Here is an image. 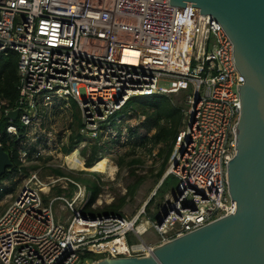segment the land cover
Segmentation results:
<instances>
[{"label": "built area", "instance_id": "2783aa9c", "mask_svg": "<svg viewBox=\"0 0 264 264\" xmlns=\"http://www.w3.org/2000/svg\"><path fill=\"white\" fill-rule=\"evenodd\" d=\"M10 51L19 54V95L13 108L0 103V118L19 111V125L7 117L6 130L27 179L0 212V264H90L89 253L98 259L150 255L155 246L236 212L228 164L236 153L244 78L232 40L212 15L170 0H0V53ZM176 93L185 94L186 105L163 176L179 181L165 194L160 223L148 216L149 201L131 217L92 215L84 211L86 187L59 174L45 183L37 168L22 171L52 165L56 148L65 163L62 147L72 130L61 143L44 129L59 102L79 105V154L97 146L108 155L128 144L132 113L123 109L129 99ZM62 179L80 191L46 203ZM60 200L70 212L64 222L54 215ZM143 219L149 225L142 227Z\"/></svg>", "mask_w": 264, "mask_h": 264}, {"label": "water", "instance_id": "95a60500", "mask_svg": "<svg viewBox=\"0 0 264 264\" xmlns=\"http://www.w3.org/2000/svg\"><path fill=\"white\" fill-rule=\"evenodd\" d=\"M170 3L196 6L201 13L212 15L234 45V62L244 78L238 85L241 116L236 153L228 164L229 191L237 210L155 246L150 255L103 257L90 264H264V0ZM18 112L12 110L7 117L15 121ZM11 166L10 155L0 144V179ZM157 220L161 222L159 215Z\"/></svg>", "mask_w": 264, "mask_h": 264}, {"label": "rangeland", "instance_id": "374dc122", "mask_svg": "<svg viewBox=\"0 0 264 264\" xmlns=\"http://www.w3.org/2000/svg\"><path fill=\"white\" fill-rule=\"evenodd\" d=\"M160 83L165 85L168 81L163 80ZM169 95L172 98L173 104L183 108L185 107V94L176 93ZM70 103L71 109H68L67 106H65V103L59 102L55 116L46 123L44 128L45 131L51 132V134L55 137L54 139L59 140V142L64 141L66 143L69 131L73 130V127L75 126V119L73 116L79 117L80 114L77 102L71 100ZM72 118L73 120L71 121ZM140 121L143 120L136 116L128 115L126 125L127 127L129 126V128H136ZM139 132L144 133V128L140 127ZM61 143L58 144L61 146ZM162 146L163 145H157L152 149V151H149L144 147H137L135 148V152L133 154H128L132 149L129 140L128 144L123 147L121 153L114 154L113 152H109L110 154L103 155L99 154L98 150L99 161H97L95 165L90 168L86 167L85 163L87 159L93 155L92 146H89L86 149V153L81 152V155L79 154L80 148L77 146L79 150L77 149V152H75L76 159L71 163L68 162L66 158L64 163L62 153L60 154V150L56 148L55 150L51 149L54 155L52 156V159H50L49 163L52 165L41 166V163L35 165H38L37 169L41 172L40 179L45 183L51 181L52 178L58 177L59 175L56 174L53 169L60 168L64 172L63 177H67L78 182L81 185L82 191L84 190V187H92L94 184H97L100 188V193L94 203L89 206V208L97 212L107 210L111 204L118 205L125 199L123 205L119 207V212L123 215L131 217L138 213V211L153 198L152 202H148L146 209L148 216L152 221H155L158 218L160 206L164 202L165 194L173 193L179 181L175 175L169 176L165 184L157 193V187L162 178L159 176V171L162 167L163 157L158 155ZM101 156L103 157L101 158ZM121 158H124L125 161L123 165L119 164V160ZM132 159L135 160V162L129 163ZM47 162L45 164H47ZM97 164H99V168L97 171L93 172L92 169L93 167H96ZM168 164L169 160L165 168V172L168 168ZM33 169L34 168L31 165L27 166V172H30ZM26 179L27 177L24 176H16L12 171L10 172V177L1 181L0 187L2 190L0 191V212L5 210L13 201L15 195L20 190ZM139 179H141V181L136 187L135 193L130 195L128 190L135 185ZM6 191L7 193H5ZM79 191L80 190L77 185L72 184V182H69L68 179H62L56 184V186L52 187L50 195L44 197V200L47 203L52 197L58 195L73 197L75 192ZM87 197H89L88 190H86V199ZM62 204V200L56 202L53 209L55 219L57 220L60 218L64 222L70 212L68 210H63ZM87 213L92 215L97 214L96 212ZM146 237L147 241L152 240V236L146 235Z\"/></svg>", "mask_w": 264, "mask_h": 264}, {"label": "trees", "instance_id": "16d2710c", "mask_svg": "<svg viewBox=\"0 0 264 264\" xmlns=\"http://www.w3.org/2000/svg\"><path fill=\"white\" fill-rule=\"evenodd\" d=\"M18 61L19 54L15 51H10L8 54L0 53V103H2L4 109L15 107L18 99ZM123 111L131 112L132 114L130 116L145 117L136 128H129V140L132 149L128 154H133L137 147H144L152 151L157 145H163L158 152V155L163 157L162 167L159 171L160 178L163 177L179 128L182 124L183 107L173 104L169 94H151L132 97L127 102ZM75 117V126L73 127L69 144L62 147V151L66 155L72 153L83 138V136L78 133V128L80 126L79 117ZM8 124L9 119L3 115L0 118V142L10 155L12 166L6 170V173L0 179V183L3 179L10 177V172L12 171L16 176H23L20 172L21 161L18 159L17 142L12 140L7 133L6 128ZM15 124L19 125L18 119L15 120ZM140 127L144 128V133L139 132ZM92 150L93 155L87 159L85 163L88 168L94 166V164L99 161L98 147L94 146ZM82 152L86 153V149ZM133 162H135V160L132 159L129 163ZM124 163V158H121L119 164L123 165ZM37 166L38 165H33L32 167L35 169ZM22 171L27 172V167H22ZM53 171L56 174L64 175L63 170L60 168H54ZM167 178H165L160 185L157 193L165 184ZM140 181L141 179L128 190L130 195L135 193L136 187ZM87 190L89 191V199L84 207L85 212H96V215H106L110 213L122 214L119 212V207L123 205L125 199L118 205L111 204L107 210L97 212L89 208V206L97 199L100 188L97 184H94L92 187H87ZM5 193H7V191ZM152 200L153 198L150 202H152ZM88 258L92 260L98 259L97 255L93 253H89Z\"/></svg>", "mask_w": 264, "mask_h": 264}, {"label": "bare ground", "instance_id": "6f19581e", "mask_svg": "<svg viewBox=\"0 0 264 264\" xmlns=\"http://www.w3.org/2000/svg\"><path fill=\"white\" fill-rule=\"evenodd\" d=\"M75 152H77V149H75L72 153H70L69 155H67L66 156V160L68 161V162H72L73 160H75L76 159V157H75V155H76V153ZM95 165V164H94ZM103 166V165H102ZM98 168H99V164H97L96 165V167H93V172H95V171H97L98 170ZM102 171V170H101ZM99 172V171H98ZM147 225H149V222L146 220V219H143V221H142V227H145V226H147Z\"/></svg>", "mask_w": 264, "mask_h": 264}]
</instances>
